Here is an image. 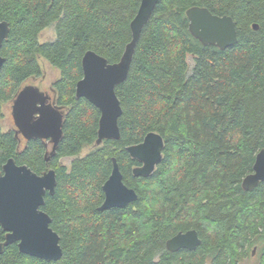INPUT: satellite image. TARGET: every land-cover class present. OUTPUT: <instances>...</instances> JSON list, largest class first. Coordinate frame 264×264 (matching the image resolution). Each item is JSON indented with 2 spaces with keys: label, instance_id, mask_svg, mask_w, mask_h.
<instances>
[{
  "label": "trees",
  "instance_id": "obj_1",
  "mask_svg": "<svg viewBox=\"0 0 264 264\" xmlns=\"http://www.w3.org/2000/svg\"><path fill=\"white\" fill-rule=\"evenodd\" d=\"M139 3L0 0V20L8 24L0 48V117L2 103L41 74L39 56L60 72L53 86L64 108L62 137L48 163L39 139L19 150L14 130L0 126V171L10 157L37 174L55 170V190L46 192L41 209L62 248L58 260L47 261L11 243L2 264H239L252 246L264 264V181L241 187L264 148V0H158L128 75L115 88L120 138L94 145L100 112L75 93L81 59L93 50L118 61ZM193 5L232 16L237 43L220 49L193 37L185 14ZM51 24L55 38L40 42ZM149 131L163 138L162 158L150 175L135 176L139 162L126 147ZM85 146L91 148L81 155ZM62 157H72L69 166ZM112 157L137 199L99 210ZM189 228L201 238L197 248L167 250L166 240Z\"/></svg>",
  "mask_w": 264,
  "mask_h": 264
},
{
  "label": "water",
  "instance_id": "obj_2",
  "mask_svg": "<svg viewBox=\"0 0 264 264\" xmlns=\"http://www.w3.org/2000/svg\"><path fill=\"white\" fill-rule=\"evenodd\" d=\"M157 3L158 0H140L130 21V40L118 61L110 63L93 50L85 51L82 56V77L76 82L75 93L77 98H86L100 112L94 145H100L105 139L120 138L118 119L122 107L115 88L128 75L141 31ZM185 14L189 32L203 45L211 44L225 49L237 43V29L232 16L214 14L207 7L199 5L187 8ZM252 27L257 29L258 25L253 23ZM7 35L8 24L0 21V47ZM4 61L5 58L0 55V71ZM32 89V86L23 88L14 99L11 112L14 124L27 139L50 138L54 149L62 137L63 114L51 104L44 105V98L35 99ZM37 102L40 106H36ZM35 113H38L37 117H34ZM163 146L162 136L155 131H149L142 141L128 145L126 150L129 155L140 163L132 169L133 174L150 175L162 158ZM261 181H264V148L256 153L252 172L243 177L241 187L251 190ZM55 186L54 169L39 175L24 164H17L14 158L7 159L0 172V225L5 231V239L0 242V253L4 246L16 242L21 253L47 261H56L61 257L59 235L50 226L51 217L41 209L46 192L52 194ZM102 190L104 199L99 210L125 207L137 199L136 191L123 182L115 157H112L111 172ZM200 243L197 231L189 229L175 233L167 239L165 246L169 251L181 248L195 250Z\"/></svg>",
  "mask_w": 264,
  "mask_h": 264
},
{
  "label": "rangeland",
  "instance_id": "obj_3",
  "mask_svg": "<svg viewBox=\"0 0 264 264\" xmlns=\"http://www.w3.org/2000/svg\"><path fill=\"white\" fill-rule=\"evenodd\" d=\"M55 38V30L54 25L51 24L44 28L38 35V40L40 42H45L49 40H53ZM38 62L41 69L40 76L37 77H30L27 80V83H32L38 85L41 89H51V86L53 85V82L59 78V70L52 66L50 63H48L45 59L39 57ZM0 126L2 131H7L14 128L13 119L11 117V102H5L2 105L1 109V117H0ZM91 146H85L81 150V155H84ZM72 157H63L60 159L61 163L69 166L70 161ZM250 249H253V246L250 247ZM252 251H249L248 256H245L239 261V264H257L258 255L256 251L254 254H251ZM209 264V262L207 261ZM206 263V264H207Z\"/></svg>",
  "mask_w": 264,
  "mask_h": 264
},
{
  "label": "flooded vegetation",
  "instance_id": "obj_4",
  "mask_svg": "<svg viewBox=\"0 0 264 264\" xmlns=\"http://www.w3.org/2000/svg\"><path fill=\"white\" fill-rule=\"evenodd\" d=\"M0 21H2V20H0ZM2 43H3V41H2ZM2 45V44H1ZM1 48V47H0ZM1 55V54H0ZM2 56V55H1ZM2 57H4V56H2ZM39 57H41V56H39ZM38 57V58H39ZM5 58V57H4ZM41 58H43V57H41ZM44 59V58H43ZM47 61V60H46ZM48 62V61H47ZM39 63V62H38ZM49 63V62H48ZM4 64V63H3ZM3 66V65H2ZM40 66V65H39ZM1 69H2V67H1ZM0 73H1V71H0ZM40 76V75H39ZM59 76H60V73H59ZM31 77H37V76H31ZM30 78V77H29ZM28 78V79H29ZM27 79V80H28ZM27 80L22 84V86L20 87V89H19V91L17 92V94L12 98V99H10V100H8V101H10L11 102V112H12V105H13V101H14V99L17 97V95H18V93L23 89V88H25V87H27V86H32L33 87V89H32V92L35 94V99H40V98H44V105H46V106H49L50 104H51V106L52 107H55V108H57L62 114H63V116H64V108H62V106H60V105H58L57 104V101H56V90H55V88H54V86L52 85L51 86V89L49 90H47V89H41L38 85H36V84H32V83H27ZM56 81V80H55ZM55 81L53 82V84L55 83ZM76 87V86H75ZM8 101H6V102H8ZM5 103V102H4ZM4 103H2V105L4 104ZM2 105H1V109H2ZM36 106H40V103L39 102H37L36 103ZM38 116V113H35L34 114V117H37ZM11 117H12V113H11ZM12 119H13V117H12ZM13 123H14V121H13ZM62 124H63V121H62ZM10 130H14V132H15V136L17 137V139H18V143H19V150H22L25 146H26V142L27 141H29V140H31V139H39L42 143H43V145H44V147H45V151H44V161L46 162V163H48V161L51 159V157L54 155V152H55V150H56V147L53 149V142L51 141V139L50 138H40V137H32V138H29V139H27L26 137H24L23 136V134L21 133V132H19V130H18V128L16 127V125L14 124V128L13 129H10ZM7 131H9V130H7ZM128 152V151H127ZM129 154V153H128ZM130 156V155H129ZM131 157V156H130ZM63 158V157H62ZM132 158V157H131ZM134 159V158H133ZM138 161V160H137ZM139 162V161H138ZM18 164V163H17ZM140 164V163H139ZM139 164H137V165H139ZM4 165V164H3ZM19 165H21V164H19ZM24 165H26V164H24ZM119 165V164H118ZM137 165H135V166H137ZM27 166V165H26ZM135 166H133V168L135 167ZM120 168V167H119ZM132 168V169H133ZM31 169V168H30ZM49 169H53L52 167H50V166H48V168L46 169V170H44L42 173H40V174H43L45 171H48ZM32 170V169H31ZM1 171H2V169H1ZM0 171V172H1ZM33 171V170H32ZM34 172V171H33ZM36 173V172H35ZM122 173V172H121ZM39 174V175H40ZM104 193V192H103ZM103 202V201H102ZM0 227H1V225H0ZM1 229H2V227H1ZM189 229H195V228H189ZM189 229H187V230H189ZM196 230V229H195ZM2 231L4 232V239H5V231L2 229ZM184 231H186V230H184ZM183 231V232H184ZM197 231V230H196ZM198 233V232H197ZM199 236V235H198ZM4 239L3 240H0V242H2V241H4ZM167 241V240H166ZM16 243V242H15ZM5 247V246H4ZM182 249V248H181ZM183 249H185V248H183ZM168 250V249H167ZM179 250V249H178ZM254 252H255V248L254 249H252V252H251V254L253 255L254 254ZM1 254V253H0Z\"/></svg>",
  "mask_w": 264,
  "mask_h": 264
}]
</instances>
